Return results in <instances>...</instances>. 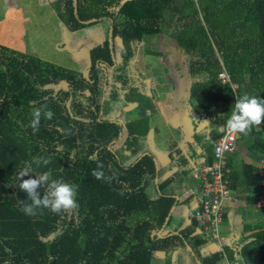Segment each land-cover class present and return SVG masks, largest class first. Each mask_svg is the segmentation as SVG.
I'll list each match as a JSON object with an SVG mask.
<instances>
[{"label":"trees","instance_id":"obj_1","mask_svg":"<svg viewBox=\"0 0 264 264\" xmlns=\"http://www.w3.org/2000/svg\"><path fill=\"white\" fill-rule=\"evenodd\" d=\"M47 1L69 32L102 20L108 25L103 43L90 50V67L78 72L11 49L21 48L16 33L26 27L30 48L36 41L43 59L49 53L70 65L85 61L82 53L81 62L75 63L60 26L35 28L28 17L29 5L8 9L0 21V264H172L173 254L181 249L197 264H264V220L236 226L230 244L216 252L209 250L216 241L192 217L188 227L159 234L171 224L174 206L194 208L200 203V182L191 172L212 162L213 143L224 134L220 125L236 97L248 93L264 99V0ZM2 5L0 0V10ZM162 34L178 48L180 61L187 63L190 98L208 119L206 129L190 135L200 152L187 143L193 154L187 156L177 148L165 165L150 145L145 113L153 105L146 80L131 68L145 37ZM44 39L61 43L62 49H46ZM223 70L229 82L218 79ZM100 71L108 96L102 101ZM45 104L53 119L41 118L33 133L29 126L33 108ZM115 105L143 115L124 124L125 135L121 121L107 116ZM243 149L251 162L241 156ZM38 157L50 158L51 163L38 167L34 163ZM260 160H264V122L253 126L248 136L240 134L236 150L226 155L230 195L242 194L243 210L254 207L264 189ZM98 162L104 164L109 179L92 176ZM26 163L35 174L51 170L53 179L79 186V225L69 213L58 215L48 209L25 215L24 204L31 201L18 187V174ZM28 178L35 177H23ZM45 190L41 186L37 191L43 195ZM233 201L223 210L225 220ZM259 209L263 215L264 209ZM128 239L132 244L122 251L127 254L116 258Z\"/></svg>","mask_w":264,"mask_h":264},{"label":"rangeland","instance_id":"obj_2","mask_svg":"<svg viewBox=\"0 0 264 264\" xmlns=\"http://www.w3.org/2000/svg\"><path fill=\"white\" fill-rule=\"evenodd\" d=\"M3 5L2 8L0 10V21H3L5 19V16L7 14V10L10 8H18L19 5H29L30 6V11L27 10L28 14L30 16V18H33L34 23L36 24L35 26H37V28H41L43 25L48 28L52 27L51 29L55 30L54 28L57 29L58 27V20L60 19L56 10L49 5L47 0H2ZM51 6V7H48ZM53 11L54 14L49 13L48 11ZM49 13L47 14L48 17H44L46 15L40 16L41 13ZM32 16V17H31ZM51 21H48V20ZM58 19V20H57ZM103 22L101 23L102 25V32L104 35V39L106 36V30H105V26L108 25L106 22V20H102ZM52 25H55L54 27ZM41 26V27H40ZM64 26V25H63ZM96 26V25H94ZM92 26L86 27V31L87 33V37L86 39L88 40L87 42L85 41L84 43L79 44V46H77L76 48L73 47L71 45L70 48V54L72 55L73 60L75 61L76 64H78L77 62H81L80 61V56L83 53V57L85 59L86 56V52L89 51L92 47L95 46L96 43H91V41H97V37L94 36L96 34L97 28H91ZM21 32L17 34L18 36V41L21 42V48H16L12 50H15L19 53H31V54H35L39 57V59H41L42 61L48 62V63H52L55 64L57 66H63L65 68H69V69H73L76 70L78 72H86L87 69L83 70L81 67H79V65H70L67 62H64L61 59H57L55 58V54H43L44 59L42 57L39 56L38 52L39 50L35 47V46H39L38 43L37 45H35V43H33V48L35 49V51L33 50V48H29V39H30V35H28V32L26 30V27L24 29V27L21 28ZM64 30V33H63ZM70 32L68 31V29L64 26L61 28V35H62V39H66V37L70 36L69 34ZM43 34V33H42ZM84 34L83 32H79V34L74 35L75 37H78V35H82ZM45 40V39H44ZM68 40V39H67ZM62 41V40H61ZM52 41L51 39H47L44 42V47H46V49L51 50V48L56 52L58 50L62 49V45L61 43H57ZM3 46V45H1ZM43 48V46H40ZM39 47V48H40ZM9 48V47H8ZM178 48H176V46H170L166 40V37L164 34L162 35H158V36H147L144 39L143 44H141L139 46L138 49V56L137 59L135 61V63H133L132 65V69L135 71L136 75L138 77H143L146 81L145 83L147 84V90L148 93H151V104H157V105H153V107H158V115L163 117L160 120L156 119V125L157 126H165L166 124H172V121L176 120L177 117V110L182 109V111L180 110V113H178V116L181 115L184 118L191 120V119H203V121H201V123L207 121L208 119L204 116L203 113H201L199 110L200 108L196 105V102L194 101V99L192 100L190 98V93L188 92L189 90V85L191 83L190 77H189V73H188V67H187V63L185 62H181L180 61V56L177 54V50ZM52 51V50H51ZM171 51V52H170ZM170 53L173 55H170ZM76 58V59H75ZM76 66V67H75ZM2 68V67H0ZM82 69V70H81ZM159 70L158 73H156ZM101 73V78H102V82L100 85L101 91H100V95H99V101H102L103 98H107L108 96L106 94H104V90H105V84L103 83L104 80V72L100 71ZM109 72V71H108ZM222 72H225L224 70ZM226 73V72H225ZM224 73V74H225ZM106 76V74H105ZM222 78H220L219 80H221ZM222 83H224L221 80ZM156 83V84H155ZM232 87L235 88V84H232ZM177 96L179 97L177 99ZM161 103V104H160ZM193 109V110H192ZM125 110H130L128 109V107H121V105L117 106L115 105L114 107H111L110 109V113L109 115L107 114L108 117L120 120L122 122H124L126 119H129V121L131 119H134L133 117L136 116L134 115L133 117L130 116L128 117L127 115L125 116L124 111ZM186 110H190L192 112H189ZM126 112V111H125ZM137 112V111H135ZM154 112H156V110H149L146 111L145 115L149 116V121L151 120V124L153 126H155V118L154 117ZM183 112V113H182ZM139 117L143 116L140 115L139 112H137ZM128 117V118H127ZM152 117V118H151ZM164 119V120H163ZM199 121V120H197ZM121 122V123H122ZM128 122V120H127ZM20 124V122H19ZM206 124V123H205ZM150 125V122H149ZM150 128V126H149ZM124 135V134H123ZM123 136L116 141V143L114 144V147L117 148L122 140H123ZM151 145V142H150ZM246 153V151H245ZM244 153H242L241 156H243ZM244 158H247V156H243ZM249 160V158H248ZM25 167H28V164L26 163ZM29 168V167H28ZM29 175H33L34 177L39 175V174H35L33 172L30 171ZM19 182H22L19 180ZM255 207V206H254ZM258 209V207H255ZM70 215L73 216V222L75 225H79L80 222V213L78 211V208L72 210L70 213ZM262 215V214H261ZM82 217V216H81ZM261 218H264L263 216ZM186 220V218H183L181 216H178L176 213H173L172 215V220H171V224L169 226L163 227L161 229V231L163 230H169L170 232H178L179 229L182 227L183 222ZM219 236H220V243H224L225 242V237L223 236L222 233V221L219 227ZM132 244V241H130L129 239L125 241L123 248L121 247V249L116 253V258L120 259L123 258L127 252H122L125 251L123 250L124 248L128 247L129 245ZM211 249V251H213V249H215L214 246H210L209 247ZM157 257L159 258H164V253H158L156 254ZM193 259L192 256H189L188 251H186L185 249H182L181 251H177L175 254H173V259H172V264H189V260ZM191 263H195L190 261Z\"/></svg>","mask_w":264,"mask_h":264},{"label":"crops","instance_id":"obj_3","mask_svg":"<svg viewBox=\"0 0 264 264\" xmlns=\"http://www.w3.org/2000/svg\"><path fill=\"white\" fill-rule=\"evenodd\" d=\"M48 7H51V6H48ZM58 26H60V28L64 27L62 24V21L60 19L58 20ZM94 27L97 28V30H99V28H100V30L97 31L96 34L94 35L97 37V39H96L97 43L95 44V46H98L101 43H103V40H104V35L102 32V25L99 23V24H96V26H92L91 28H94ZM35 28H37V26H35ZM85 31H86V28H82L80 30L69 33L70 36L66 37V39H68L70 41V48H71V45L76 48L77 46H79L80 42L82 44L85 41L86 42L88 41L85 39V36L88 32H85ZM79 32L80 33L83 32L84 34L78 35V37H74V35L79 34ZM63 33H64V30H63ZM29 48L30 47H28V49ZM90 50L85 53L87 56V57H85V61L82 62L81 65H79V67H81L83 70L89 68L91 65ZM158 72H159V70L156 73H158ZM158 74H160V73H158ZM150 95H151V93H150ZM178 98L179 97L177 96V99ZM153 105H157V104H153ZM128 109H130V108H128ZM152 110H156V112H154V117H153V118H155V122H154L155 126H153L151 124V120H150V136L149 137H150V142H151V148L153 149V151H155L157 153V157H158V160L160 161L161 165H165L170 161V153L173 152L174 150H176L177 148L182 149L183 153H186L187 156L189 154H193V151L188 152L189 146L187 143L192 144V146L196 148V152H200L199 151L200 148L197 147V144L195 143V141H193L191 139L190 135L194 131L195 132H202L203 129L207 128V123L206 124L203 122L201 123V121H203V119H194L193 118L191 120H188L181 115L178 116V113H180V110L182 111V109H180V110H177L176 120L172 121V124H166L165 126H157L156 125V123H157L156 119L160 120L163 117H161L162 115L161 116L158 115V110H159L158 107L154 106ZM187 111L192 112L190 110H186V112ZM124 113H125V116L127 115L128 117H130V116L133 117L134 115H136L133 117L134 119H131V120H135V119L139 118L138 113L135 111H127ZM127 120L129 121V119H126L124 122L121 121L122 125H123L124 135L126 133L125 128H124L125 127L124 124L127 122ZM197 120H199V121H197ZM245 151H246V153H245ZM242 153H244L243 156H245V155L247 156V150L246 149L242 150L241 155H242ZM248 158L249 157L245 158L246 161L251 162V160L250 159L248 160ZM190 163H191V165L196 163L195 156L191 157ZM230 193H232V192H230ZM187 195H188V192L185 195H182L180 197V201L184 200V198ZM241 195L242 194H238V192L231 195V198H233V200H235V201L231 202V205H230L231 207H229L226 220L222 219V233H223V236L225 237V242L222 243L221 246L223 244H225V245L230 244V241H231L230 238H231L232 234H235V233H233V231L236 230V228H235L236 226L242 227L243 225H245V226L246 225L250 226L252 224L255 225V224H257L258 221L264 220V218H261L262 216H264V214L261 215L262 211H260V209H257L255 207H248V208H245L247 210H243V208L241 207V204L245 203V200H244V198L241 197ZM190 207H192V206H188L187 204L179 203V205L175 206V208L172 211V214L176 213L178 216L186 218V220L183 222V225L180 229H184L185 227H188V225H190V219H191L190 214L194 209L193 207L192 208H190ZM233 228H235V229H233ZM168 233H170L169 230H166V231L163 230V231L159 232L160 236H161V234H168ZM248 234H250V233H248ZM210 246L215 247V249H213V251H211V249L209 248V250L211 252H216V251L220 250V247H221V246L215 245V244H211ZM189 256H191V255L189 254ZM190 261L194 262V259H190L188 263L189 264H197V263H191Z\"/></svg>","mask_w":264,"mask_h":264},{"label":"clouds","instance_id":"obj_4","mask_svg":"<svg viewBox=\"0 0 264 264\" xmlns=\"http://www.w3.org/2000/svg\"><path fill=\"white\" fill-rule=\"evenodd\" d=\"M31 103V102H30ZM33 119L30 127L33 133L39 130L41 118L52 120L54 113L45 104L38 108H33ZM264 122V99L245 93L236 97V102L230 113L225 117L224 123L220 125L229 134H242L248 136L253 126H259ZM204 123H208L205 121ZM34 163L39 166H47L51 163L50 158H34ZM104 164L98 162L96 168L92 170V176L97 180H107L103 171ZM30 168L25 167L18 174V179L22 182L18 187L26 191L28 200L31 203H25L23 211L25 215H36L37 210L48 209L55 214L70 213L78 208L76 196L78 185L72 184L61 179H53L51 170L45 171L35 178L23 179L29 176ZM45 186L46 190L41 195L37 190ZM122 194V193H121ZM213 244V243H212ZM211 245V244H210ZM209 245V246H210ZM51 259V257H49Z\"/></svg>","mask_w":264,"mask_h":264},{"label":"built area","instance_id":"obj_5","mask_svg":"<svg viewBox=\"0 0 264 264\" xmlns=\"http://www.w3.org/2000/svg\"><path fill=\"white\" fill-rule=\"evenodd\" d=\"M225 72L218 74V79L229 82ZM240 134H224L213 143V160L211 163H202L195 167L191 175L199 180L201 187V201L194 207L191 217L196 220L200 230L216 241L213 244L221 246L219 227L223 219V210L227 202L231 200L230 189L228 188V171L226 167V155L237 148ZM258 174L264 176V160L258 162ZM264 185V182L262 183ZM256 207L264 209V189L259 193ZM264 217V216H263ZM221 248V247H220Z\"/></svg>","mask_w":264,"mask_h":264},{"label":"water","instance_id":"obj_6","mask_svg":"<svg viewBox=\"0 0 264 264\" xmlns=\"http://www.w3.org/2000/svg\"><path fill=\"white\" fill-rule=\"evenodd\" d=\"M109 36H110V33H109ZM110 41V40H109ZM175 208V206L172 208L171 212L173 211V209ZM168 220V219H167ZM167 222V221H166Z\"/></svg>","mask_w":264,"mask_h":264}]
</instances>
